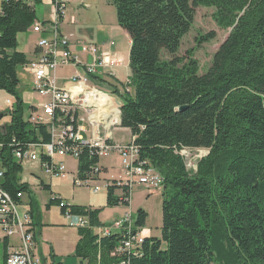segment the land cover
Segmentation results:
<instances>
[{
    "label": "trees",
    "instance_id": "obj_1",
    "mask_svg": "<svg viewBox=\"0 0 264 264\" xmlns=\"http://www.w3.org/2000/svg\"><path fill=\"white\" fill-rule=\"evenodd\" d=\"M109 2L132 41L131 77L120 85L133 91L110 87L122 102L121 127L137 137L141 158L163 178L162 237L148 238L141 256L112 257L118 236L99 237L92 229L103 225L102 209L72 205L73 215L90 222L79 228L75 256L86 264H264V0ZM36 6L8 0L0 11V90L15 97L12 111L4 112L10 121L0 124L2 186L14 197L28 190L12 155L16 143L50 141L44 126L25 121L19 93L18 68L28 58L18 51V37L37 19ZM199 6L214 8L218 25L231 30L203 74L196 59L179 55ZM184 149L208 151L196 171L188 169ZM98 162L85 149L80 178ZM116 188L109 187L108 206L129 205ZM124 194L129 198L127 187ZM147 217L140 209L137 225L144 227ZM9 242L0 238V264H6ZM52 255L53 264H62Z\"/></svg>",
    "mask_w": 264,
    "mask_h": 264
},
{
    "label": "built area",
    "instance_id": "obj_2",
    "mask_svg": "<svg viewBox=\"0 0 264 264\" xmlns=\"http://www.w3.org/2000/svg\"><path fill=\"white\" fill-rule=\"evenodd\" d=\"M6 1L8 0H0V3ZM24 1L30 6H36L35 0ZM70 2L71 0H52V20H34L30 31L41 35L38 42L40 54L23 65L24 69L33 74V91L40 97L30 105L25 121L32 126H44L50 135V141L26 142L21 146L14 139L13 143L18 147L13 149L12 155L22 168L39 163L49 176L65 179L69 175L65 157L75 158L80 163V156L85 149H89L98 158L117 154L121 159L120 175L107 182V186L123 188V193L119 196L121 202L130 201L134 185L160 190L163 178L148 160L141 158L137 137L133 136L128 142L115 140L114 132L121 127L122 102L110 86L116 85L121 91L130 90L128 87H121L117 79L116 69L123 66V59L115 50L116 42L109 40L101 45L81 43L80 51L90 59L80 60L70 47L71 38L60 31ZM71 67V75L62 77L59 70ZM101 97H109V104H101ZM8 104L11 105L9 100ZM3 148L4 145L0 143V228L7 237H19V245L8 248L6 264H36L37 241L32 229L33 220L28 210L21 209L23 203L20 199L24 192L14 197L2 186ZM188 151L189 149H184L180 153L187 158ZM102 175L103 169L96 163L92 165L87 177H75L73 184L77 187H91L98 193L106 185L103 184ZM126 187L130 191L129 198H124ZM59 205L61 208L68 207L64 215L69 220L76 219V227H90L88 216L73 215L69 207L71 205L66 201L60 200ZM92 229L99 237L118 236L119 244L111 252V256L115 258L141 256L144 243L150 238L145 227L137 225V216L131 209H126L113 222ZM98 257L100 259V255ZM119 262L118 264H126V260Z\"/></svg>",
    "mask_w": 264,
    "mask_h": 264
},
{
    "label": "crops",
    "instance_id": "obj_3",
    "mask_svg": "<svg viewBox=\"0 0 264 264\" xmlns=\"http://www.w3.org/2000/svg\"><path fill=\"white\" fill-rule=\"evenodd\" d=\"M53 15L52 0H42L41 4L37 5V19L50 21L54 17ZM119 26L116 13L113 7H111L109 0H84V2L81 0H71L67 5L66 16L62 20L60 31L71 38L70 47L82 61L90 58L80 51L79 45L81 43L101 45L109 40H114L116 42L115 50L123 59V66L118 69H126L125 74H127L128 68L130 69L132 41L130 35L123 28V31H121ZM21 34L25 35L23 36V41L19 42L18 51L25 53L28 61L37 58L40 54L38 41L41 36L31 32L30 27L27 32ZM117 34L122 36V41L117 40ZM72 72L73 68L71 67L68 70H64L61 75L62 77H68ZM117 79L119 84L125 85L129 80V76L121 78L118 73ZM8 100L14 105L15 100L12 101L10 98ZM37 100L38 96L35 94L33 101L29 104L24 101L27 104L26 109L28 110L30 105ZM1 123L4 124V122ZM132 137L133 135H131L130 140H132ZM115 140L117 142L130 141L125 138H115ZM107 157L112 164L107 163L103 157L99 158L98 163L103 169V184L105 183L106 185H103L101 191L98 193H95L91 187L74 186V178L80 176L79 162L72 157L64 158L69 170V175L65 179L49 176L39 163L27 165L22 169L20 183L26 184L28 190L24 192L23 198L20 199L23 203L21 209L22 211L28 210L33 220L32 229L37 241L35 250L36 264H53L52 254L55 255L56 261L62 264H86L79 257L75 256L76 247L80 239L79 228L75 225L76 219H67L59 202L54 200V198L66 201L71 206L78 205L102 209L99 219L103 225L113 222L124 213L125 209L120 211L117 210L118 207L116 206H108L109 186H107V182L119 177L121 159L117 154ZM74 161L76 162L75 166ZM133 190L134 187L131 190L130 204L126 207V209H131L132 211H134L132 206ZM115 193L117 196L122 195L123 188L117 187ZM144 227L146 229L149 228ZM146 232L150 233L149 236L151 237H162V229L160 234H155L153 230ZM0 238L3 239L2 237ZM9 241V246L19 245V243H13L11 237H9Z\"/></svg>",
    "mask_w": 264,
    "mask_h": 264
},
{
    "label": "rangeland",
    "instance_id": "obj_4",
    "mask_svg": "<svg viewBox=\"0 0 264 264\" xmlns=\"http://www.w3.org/2000/svg\"><path fill=\"white\" fill-rule=\"evenodd\" d=\"M0 6H1V3H0ZM111 7H113L116 13V17H117L116 7L113 6L112 4H111ZM38 8L40 10L39 6ZM43 12H44V9H43ZM214 13H215L214 8L204 7V6H199L196 8V17H195L194 24L190 32L184 37L182 41L181 49L179 52V55L182 57L192 56L194 59H196L199 63L201 74L207 72L208 69L211 67L215 53L220 48L221 44L227 39L231 31L230 29H223L222 27L218 25L217 21L215 20ZM120 29L121 31H123L121 27ZM211 33H214V38L210 39L209 41H204L203 43H199L200 39H202L204 36L210 35ZM24 35L25 34L19 35L20 43L23 41ZM116 37L118 41L123 40L122 36L118 34ZM63 71L64 70H59L60 74H63ZM125 72H126V69H121V68L118 69V73L121 78H124V77L127 78V75H128L130 79L131 70L128 68V73L125 74ZM18 76L20 79V86H19L20 96L23 98V100L27 104H29L31 101H33L34 96L36 94L33 91V77L34 76L31 72L27 71L22 66L18 68ZM131 88L132 87L129 88L130 89L129 91L132 92L133 88L132 89ZM8 98H10L12 101L15 100V97H13L12 95L8 94L7 92L3 90H0V112L2 110L4 112L12 111V102H11V105L8 104V101H7ZM38 99H40L39 96H38ZM106 101L109 104L108 97L106 98ZM4 112H1V113L5 114ZM25 115L26 117L29 115L28 110H26ZM9 119H10V116H5L0 120V122H4L5 124L9 121ZM1 125L3 124L1 123ZM114 133H115V138H118V139L125 138L126 140H130L131 135H132L129 129H125L123 127H119L118 129L115 130ZM207 154H208L207 150L204 152V150H200V149H191V150L189 149L188 153H186L188 169L192 171H196L197 166H198L197 165L198 161L201 158L205 157ZM103 159L107 163L112 164L109 161V158L107 156H103ZM75 163L76 162L74 161V166H75ZM133 187H134V190L132 191L133 193L132 206H133L135 216H137L138 211L140 209H144L148 213L145 226L149 227L147 228L148 230L146 228L145 230L147 231L153 230L155 234H160L161 229H162V223H163V213H162L163 183H161L160 190H149L143 185H140V186L135 185ZM116 207H118L117 210L121 211L124 209L126 210L127 205L120 204V206H116ZM4 236H5V233L0 228V237L4 238ZM11 240L13 243H19L17 235L11 236ZM1 252L2 251L0 250V253Z\"/></svg>",
    "mask_w": 264,
    "mask_h": 264
},
{
    "label": "water",
    "instance_id": "obj_5",
    "mask_svg": "<svg viewBox=\"0 0 264 264\" xmlns=\"http://www.w3.org/2000/svg\"><path fill=\"white\" fill-rule=\"evenodd\" d=\"M188 107V105H184V106H181L179 109L182 111V110H185L186 108ZM4 117V114L1 113L0 114V120Z\"/></svg>",
    "mask_w": 264,
    "mask_h": 264
},
{
    "label": "bare ground",
    "instance_id": "obj_6",
    "mask_svg": "<svg viewBox=\"0 0 264 264\" xmlns=\"http://www.w3.org/2000/svg\"><path fill=\"white\" fill-rule=\"evenodd\" d=\"M39 42V41H38ZM29 62V61H28ZM107 97H101V104H108L106 101ZM49 142V141H48Z\"/></svg>",
    "mask_w": 264,
    "mask_h": 264
}]
</instances>
